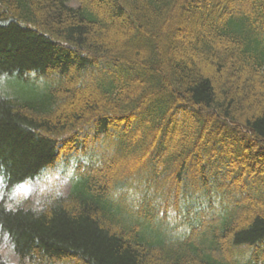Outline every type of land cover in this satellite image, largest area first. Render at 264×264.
I'll return each mask as SVG.
<instances>
[{
  "label": "trees",
  "instance_id": "16d2710c",
  "mask_svg": "<svg viewBox=\"0 0 264 264\" xmlns=\"http://www.w3.org/2000/svg\"><path fill=\"white\" fill-rule=\"evenodd\" d=\"M80 2L0 0V232L18 264H264V0ZM57 165L69 194L7 206Z\"/></svg>",
  "mask_w": 264,
  "mask_h": 264
},
{
  "label": "rangeland",
  "instance_id": "374dc122",
  "mask_svg": "<svg viewBox=\"0 0 264 264\" xmlns=\"http://www.w3.org/2000/svg\"><path fill=\"white\" fill-rule=\"evenodd\" d=\"M197 25H198V23L196 21L192 24V27L195 28V27H197ZM180 50H182V49H180ZM59 174H60L59 169L55 172L54 171H48L47 173L43 174L39 179H37L35 181V183L37 182V183L44 184V185L45 184L56 185L57 181L60 178ZM58 185L60 188L59 191H61L63 193H67L68 188H69V184H68V181L66 178L59 180ZM30 187H31V191L28 188H25L22 190L23 194L22 193H20V194L26 198L28 197V195H31L30 198L27 200L26 204H39V199H41L42 196L39 198L38 185H32ZM18 192H20V191H18ZM20 194L18 195V193H16V196H21ZM0 253L2 255H4L5 258L7 260H9L10 262H15L17 260L16 255H14V253L12 252L11 246L6 239L1 240Z\"/></svg>",
  "mask_w": 264,
  "mask_h": 264
}]
</instances>
